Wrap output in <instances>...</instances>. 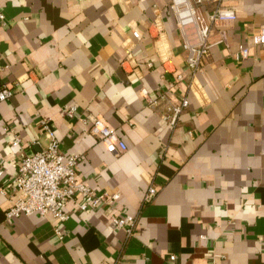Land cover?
<instances>
[{"label": "crops", "instance_id": "0c3cea01", "mask_svg": "<svg viewBox=\"0 0 264 264\" xmlns=\"http://www.w3.org/2000/svg\"><path fill=\"white\" fill-rule=\"evenodd\" d=\"M173 2L0 0V88L13 91L0 103V188L14 163L47 148L40 121L48 119L62 152L81 157L78 179L121 194L115 211L70 201L64 222L8 219L18 195L0 194V264H264V48L255 44L264 0L223 1L237 19L212 27L197 72ZM214 9L197 12L207 19ZM240 45L248 57L237 58ZM184 97L189 105L171 127L167 100ZM94 117L116 129L124 154L90 133ZM150 186L158 192L146 203ZM116 214L137 217L132 236Z\"/></svg>", "mask_w": 264, "mask_h": 264}, {"label": "built area", "instance_id": "2783aa9c", "mask_svg": "<svg viewBox=\"0 0 264 264\" xmlns=\"http://www.w3.org/2000/svg\"><path fill=\"white\" fill-rule=\"evenodd\" d=\"M185 1V0H183ZM182 0H174L173 9L178 17L181 33L185 38V45L189 49L187 58L188 68L197 72L201 69L202 61L209 54L212 47L210 42L211 30L215 25L233 22L237 19V13L233 9L223 6L224 0H192L193 5L184 4ZM208 5H214L215 9L206 19L198 9ZM6 26V16L0 12V27ZM195 29L198 35V42L192 43L189 39L190 29ZM134 36L139 38V33ZM222 40L216 42L219 43ZM255 44L264 48V25H262L255 37ZM250 49L240 45L237 58L248 57ZM178 76V80H182ZM143 95L148 98V92L143 90ZM13 96V91L9 87L0 88V103L5 102ZM166 99L161 96L158 99H151L149 103L158 105L160 100ZM187 97L181 98L176 104L167 100V105L162 114L164 120L171 126L176 127L181 115L188 107ZM76 107H71L65 112L68 118H74ZM42 128L47 131L51 138L46 149L27 155L20 162L14 163L17 173L11 176L5 185L0 188V194L5 195L10 191L11 195H18L12 205L6 211L8 219L20 217L22 215H48L52 214L60 221L69 219L66 213V206L70 201H76L81 211L96 209L99 205L108 207L115 211L116 203L120 200L121 194L117 191H105L103 193L94 192L86 183L80 181L77 176V167L81 157L79 155L66 156L61 150V144L51 132L48 119H42ZM90 133L96 136L114 156L118 157L127 151L125 141L118 132L108 122L101 117H94L90 120ZM13 146L20 145V139L14 138ZM4 176V168L0 165V177ZM158 190L154 186L148 188L144 197V202H150L156 196ZM115 224L125 229L128 236L134 234L137 225V217L129 214L114 215ZM62 238V234L58 231ZM174 259V257H173ZM213 264H219L214 262Z\"/></svg>", "mask_w": 264, "mask_h": 264}]
</instances>
